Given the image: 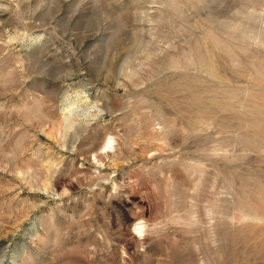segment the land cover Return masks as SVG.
<instances>
[{
    "label": "rangeland",
    "instance_id": "obj_1",
    "mask_svg": "<svg viewBox=\"0 0 264 264\" xmlns=\"http://www.w3.org/2000/svg\"><path fill=\"white\" fill-rule=\"evenodd\" d=\"M0 264H264V0H0Z\"/></svg>",
    "mask_w": 264,
    "mask_h": 264
}]
</instances>
